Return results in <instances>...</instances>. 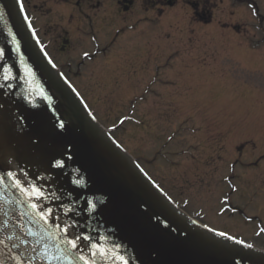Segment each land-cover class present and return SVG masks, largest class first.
I'll return each mask as SVG.
<instances>
[{
    "label": "rangeland",
    "instance_id": "374dc122",
    "mask_svg": "<svg viewBox=\"0 0 264 264\" xmlns=\"http://www.w3.org/2000/svg\"><path fill=\"white\" fill-rule=\"evenodd\" d=\"M135 1L127 15L107 0L82 8L90 25L77 23L75 0H28L26 8L54 60L75 61L73 70L93 50L87 35L106 47L112 28L121 30L105 56L70 79L96 122L189 217L264 250L255 235L264 229V0H188L204 2L198 15L187 1L153 13ZM62 38L70 45L59 55ZM149 78L154 94H141ZM133 95L144 99L137 110ZM230 193L250 220L222 213L220 197Z\"/></svg>",
    "mask_w": 264,
    "mask_h": 264
},
{
    "label": "water",
    "instance_id": "95a60500",
    "mask_svg": "<svg viewBox=\"0 0 264 264\" xmlns=\"http://www.w3.org/2000/svg\"><path fill=\"white\" fill-rule=\"evenodd\" d=\"M8 172L43 190L50 223ZM0 178V264H264L263 253L202 229L146 182L48 68L15 0H0Z\"/></svg>",
    "mask_w": 264,
    "mask_h": 264
},
{
    "label": "flooded vegetation",
    "instance_id": "af4514ba",
    "mask_svg": "<svg viewBox=\"0 0 264 264\" xmlns=\"http://www.w3.org/2000/svg\"><path fill=\"white\" fill-rule=\"evenodd\" d=\"M107 1L110 3L111 8H112V10L115 11V13H117V14L119 13V14H122V15H127V14L131 13L138 5V3H136L135 0H107ZM182 1H187L186 5H185L186 8L190 7V9H192L193 12L196 15H198L201 12L204 11V2L203 1L200 2V3H196L195 5H192L189 2L190 0L189 1L188 0H182ZM182 1H181V3H182ZM26 2L28 3V0H25V7H27L26 6ZM143 3H144V5H146V7H145L146 11L145 12L146 13H148V12H152L153 13L154 11H158V10L159 11H163L164 7L172 9L173 7L176 6V4H178L180 2H179V0H144ZM90 6L96 7V9L99 8L100 7V0H75L74 4H72V7H76L77 12L79 11L80 13H81L82 8L87 9V8H90ZM193 7H194V9H193ZM26 10H27V8H26ZM81 14H82V19L78 20L77 23H84L83 21L85 19H87L88 20L87 24L90 25L91 21L88 18V14H86V13L85 14L81 13ZM81 14H80V16H81ZM29 16H30V14H29ZM119 17H120V15H118V18ZM68 22L71 23V22H73V20H70ZM31 23H37V20H36V18H34V16H33L32 20H31ZM116 27L117 26L112 28V29H116V33L113 36L112 40L110 41L111 42L110 45H107L106 47L101 46L100 43H98L96 41V38L92 34L87 35V38H89L91 40L92 44H93L92 45L93 46V51L91 53L85 52V53L82 54V57H83L82 60L77 62V68L78 69L82 65H84L85 62H91L95 58L100 57V56H105L108 53V50H110V48L112 47V45L116 41L117 36L121 32V30H118V28H116ZM35 29H36L37 37L40 40L41 44L43 45L47 55L52 60L54 65L59 69V71L64 76H66L69 79L77 78L78 76H80L81 75L80 73H78L79 75H77V74H75V73H77L76 70H73V65H74L75 61H73V63H72L70 61V59H68L69 61L64 60L63 61L64 64H60V63H57L54 60V58L51 56V54L49 52L50 51L49 50L50 49V43L45 41L43 36H41L39 27H36ZM69 45H70L69 41L67 39H63L62 38L61 39V45H60V47L58 49L59 55H63L67 51ZM150 66H151V68L153 67V62L150 64ZM73 73H74V75H73ZM150 77H152V75ZM150 79L151 78H149L148 83H146L143 86V89H142V90H148L147 95L148 94L149 95L154 94V91H153V80L150 82ZM149 86H151V87H149ZM137 106H138V104H137ZM227 208H229L231 212H235V213H239L241 215H244L243 211L236 210L235 208H233L231 206L227 205Z\"/></svg>",
    "mask_w": 264,
    "mask_h": 264
},
{
    "label": "snow or ice",
    "instance_id": "6c2138e0",
    "mask_svg": "<svg viewBox=\"0 0 264 264\" xmlns=\"http://www.w3.org/2000/svg\"><path fill=\"white\" fill-rule=\"evenodd\" d=\"M21 10L23 11V9H21ZM44 99H47V98L45 97ZM59 126L61 128L64 127V125L62 123ZM51 166L53 168L62 169L64 167V164L61 160H54V162H51ZM7 178L13 180V186L15 188H17V190H19L21 193H23L28 198V200L30 202V207L32 208L33 212H36L39 215V218L45 224L50 223L51 222L50 218L53 215L52 209L42 207L39 203L41 200L46 198L43 190L39 189L37 186L31 185V184H29L27 186H23L20 183L19 179L14 177L13 173H11V172L7 173ZM3 182H4V178H0V184H2ZM82 183L83 182L79 181V180L73 181V184L77 185V186H81ZM32 201H35V202H32ZM87 204H88V211L90 213L94 212L96 206L93 203V201L89 200V201H87ZM69 211H71V209H69ZM55 227H57L61 233H63L64 235H67V233H68V227L67 226L61 228L59 225H56ZM209 231H211V230H209ZM216 235L221 237V238H225V239H229V240L232 239V237L226 236V234L223 232L216 233ZM81 239L85 242L90 241V237H88V236H83V237L78 236L76 238V240H81ZM76 240H72V239L68 240V243L71 245L72 250L77 249L79 246L77 244ZM235 242L238 244L241 243L240 241H235ZM91 247L95 248L97 252H101L100 248L97 245L93 244V245H91ZM248 247H251V246L248 245ZM104 254L105 253L101 252V255H104ZM118 259L120 261V264H128V261H126L123 256H120ZM81 260L83 261V264H89V262L87 260H85L82 256H81Z\"/></svg>",
    "mask_w": 264,
    "mask_h": 264
}]
</instances>
